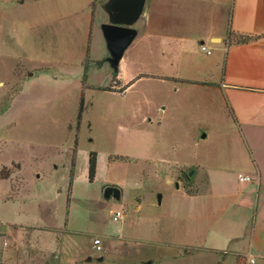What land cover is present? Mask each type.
<instances>
[{"label":"rangeland","instance_id":"obj_1","mask_svg":"<svg viewBox=\"0 0 264 264\" xmlns=\"http://www.w3.org/2000/svg\"><path fill=\"white\" fill-rule=\"evenodd\" d=\"M11 68L0 57V264H141L147 255L169 256L186 249L178 245L219 248L227 254L221 264H264V193L258 195L252 185L243 189L239 182L237 189L247 194L251 217L238 218L232 203L202 197L196 207L205 215L186 220L176 215L187 204L178 198L175 184L165 181L164 171L192 152L210 161L227 152L204 141L191 145V120L161 115L160 109L173 102L169 84L142 78L118 94L110 92L111 79L104 71L94 72L92 87L82 92L85 109L75 132L78 95L20 97L21 85L11 77ZM20 73L17 68L16 75ZM145 140L155 159L135 156ZM89 152L95 153L92 183L87 182ZM174 175L175 183L188 185L191 192L203 186L195 183L196 175L195 182L186 172L176 170ZM229 178L233 189L236 183ZM106 186L119 190L118 199L103 198ZM65 192L73 199L71 205ZM158 196H163L160 204ZM218 207L223 208L219 219L213 211ZM117 212L122 217L113 222ZM228 221L236 224L231 231L238 239L221 245L217 237L230 231L224 225ZM151 237L170 245L156 248L148 242ZM93 239L100 240V251L91 248ZM87 252L103 259L91 260ZM237 254L252 261L238 257L234 263ZM188 261L195 264V258Z\"/></svg>","mask_w":264,"mask_h":264},{"label":"crops","instance_id":"obj_2","mask_svg":"<svg viewBox=\"0 0 264 264\" xmlns=\"http://www.w3.org/2000/svg\"><path fill=\"white\" fill-rule=\"evenodd\" d=\"M109 2L0 0V57L12 66L13 80L20 82L17 95L30 100L69 94L79 98L83 90L92 87L89 79L99 71L111 79L107 86L110 92L118 94L142 78L169 84L173 102L166 105V110L160 109L161 115L191 120L187 132L191 145L204 141L207 147L215 145L227 152L212 156L211 161L192 152L186 161L173 160L175 167L164 171L165 181L175 184L178 198L187 204L176 215L182 220L205 215L196 207L200 197L232 203L238 218L250 215L252 207L242 190L252 185L258 195L264 193V0H144L131 26L135 36L118 60L100 31V25L107 22L103 8ZM228 31L252 39L233 43ZM199 44L210 54L200 53ZM85 59L87 70L82 83ZM95 62L100 65L95 66ZM17 68L21 71L18 76ZM141 144L135 156L155 159L147 141ZM176 170L186 172L191 182H195L193 176H198L195 183H202L201 189L186 193L181 184L175 183ZM229 176L237 188L228 184ZM239 176L247 180H239ZM239 182L241 190H237ZM69 199L71 205L73 199ZM162 201L163 196L157 203ZM222 210H213L219 214L218 219ZM252 214L253 210L250 217ZM121 217L119 213L116 221L111 220L117 222ZM224 225L230 231L217 237L221 245L238 239L231 231L236 224L228 221ZM148 242L156 248L170 245L154 237ZM178 246L186 249L169 256L147 255L141 264H190L191 258H195V264H221L227 256L219 248ZM207 253H216L218 258L208 259ZM91 255L85 254L91 260L103 259V255ZM237 256L252 261L249 256L237 254L234 263Z\"/></svg>","mask_w":264,"mask_h":264},{"label":"water","instance_id":"obj_3","mask_svg":"<svg viewBox=\"0 0 264 264\" xmlns=\"http://www.w3.org/2000/svg\"><path fill=\"white\" fill-rule=\"evenodd\" d=\"M143 3L144 0H110L103 8L107 14V22L100 25V31L116 60L135 36L131 26L140 14ZM102 196L104 199L110 197L118 199L119 190L116 187L106 186ZM157 198L159 199V196Z\"/></svg>","mask_w":264,"mask_h":264},{"label":"trees","instance_id":"obj_4","mask_svg":"<svg viewBox=\"0 0 264 264\" xmlns=\"http://www.w3.org/2000/svg\"><path fill=\"white\" fill-rule=\"evenodd\" d=\"M228 39L230 41H232L233 43H242L245 41H248L250 39H252L251 37L248 36H241V35H236L230 31H228ZM100 62H95V66H99ZM116 69V68H115ZM86 70H87V59L84 60V64H83V74H82V83L85 80V75H86ZM102 91H110L108 89H104ZM84 103H83V96L82 93H80L79 98H78V102H77V111H76V116H75V132H77L79 123H80V119H81V115L84 111ZM76 134V133H75ZM76 145V139H74L73 142V148ZM94 170H95V153L94 152H89L88 153V159H87V182L88 183H92L93 178H94ZM69 186H70V179L68 180L67 183V191H69ZM182 188L184 189V191L188 194L191 193V191L188 188V185H183ZM69 200V197L66 194L65 197V202L67 204ZM239 256L236 257V259H238Z\"/></svg>","mask_w":264,"mask_h":264},{"label":"built area","instance_id":"obj_5","mask_svg":"<svg viewBox=\"0 0 264 264\" xmlns=\"http://www.w3.org/2000/svg\"><path fill=\"white\" fill-rule=\"evenodd\" d=\"M198 51L204 55H209L210 54V50L207 49L203 44H199L198 45ZM239 180H247V178H242V177H238ZM119 218V213H115L112 215V220L116 221ZM92 247L96 250V251H100V240L99 239H93L92 240Z\"/></svg>","mask_w":264,"mask_h":264}]
</instances>
